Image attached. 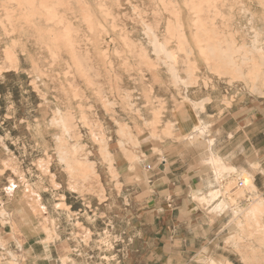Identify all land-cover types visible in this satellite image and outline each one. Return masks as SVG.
<instances>
[{
    "label": "rangeland",
    "instance_id": "1",
    "mask_svg": "<svg viewBox=\"0 0 264 264\" xmlns=\"http://www.w3.org/2000/svg\"><path fill=\"white\" fill-rule=\"evenodd\" d=\"M92 11L107 16L110 24L92 25ZM78 18L82 24L77 26ZM161 31L190 34L197 52L202 45L203 86L215 92L218 82L225 110L245 116L254 112L263 119L264 0H0V229L11 230L8 238L16 244L30 235L39 239L23 233L38 223L45 243L73 245L54 264H130L139 255L126 248L136 244L132 216L151 201L144 195H122L111 150L117 143L130 164H142L139 139L147 134L164 145L191 146L180 155L208 168V188L193 202L205 209L203 219L215 230L207 233L204 226L205 239L186 250L188 263L182 264H264V217L256 225L245 218L252 203L264 199L253 182L258 162L250 163V172L218 157L219 126L214 118L198 114L206 116L203 107L210 99L195 104L180 83L168 90L170 117L186 108L198 114L193 131L184 135L168 120L167 104L154 98L151 85L144 93L137 83L124 89L112 76V61L121 57L122 69L137 70L139 76L154 71L156 65L145 55H132L147 44L149 33ZM116 34L124 47L126 38H132L128 53L118 51L121 42L110 38ZM199 34L213 35L217 47L231 52L230 57L220 53L224 72L216 71ZM11 36L10 43L1 40ZM186 57L194 62L191 50ZM191 67L189 85H196L198 70L194 63ZM243 179L256 191L246 184L236 188ZM142 221L152 229L151 217ZM6 244L0 232L1 258L16 256L9 264H20ZM141 251L144 260L149 257Z\"/></svg>",
    "mask_w": 264,
    "mask_h": 264
},
{
    "label": "crops",
    "instance_id": "2",
    "mask_svg": "<svg viewBox=\"0 0 264 264\" xmlns=\"http://www.w3.org/2000/svg\"><path fill=\"white\" fill-rule=\"evenodd\" d=\"M156 7L157 4L154 3L152 8ZM7 10L9 11V8ZM104 13H106V10H104ZM89 14L92 15L91 23L94 26H97V24H106L108 26L110 24L107 16L100 17V11L97 13L99 15H95L94 11ZM74 23L77 26L80 23L82 24L79 18ZM148 36L150 38H147V44L143 43L142 49L137 48L132 56L136 54L140 56L141 53L149 59L148 62H153L157 68L154 71H145L147 73L139 76L137 70L122 69L124 61L121 57V59L112 61L114 65L112 76L114 77L115 75L116 79L121 83V88L124 89L129 87L130 83L140 84L138 87L141 91L144 90V87L148 88L151 85L156 95L154 98L164 99L167 104L168 120L175 122L184 135L193 131L198 123V114L205 120H207V116L214 118V126L216 128L219 126V135H216L219 143L216 146L215 153L218 154V157L229 159L232 165L250 172H252L250 163L257 160L258 172L253 175V182L256 188L264 194V114L263 119H257L255 114H253L254 112L245 116L238 115V110H225L221 105L222 94L219 93L218 82L215 83L216 81H214V84H217L215 92H212L210 88H204L202 74L206 70L200 65L204 62L200 57L203 47L200 45L199 52L196 49H192L191 45L194 40L190 34H166L161 31L149 33ZM198 37L199 43L205 42V54L214 58L215 62L213 64L217 67L216 71L224 72L221 66L223 54L220 53L223 52L230 57L231 52L217 47L218 44L213 41V35L199 34ZM92 38L97 40V36ZM110 38L121 42L118 47L119 52L127 51L128 53V44L134 43L131 40L132 38H126L124 42L125 49L122 44L121 34L113 35ZM1 40L10 43L13 40V36L6 39L3 37ZM106 41L107 37L104 38V42ZM101 49L104 50V47L102 46ZM99 50L96 48L94 53L98 54ZM180 50H184L185 52L182 53H185V55L181 54ZM190 50L192 51V58H194L192 60L194 62H191V59L186 57L189 55ZM92 56L95 57L96 55L92 54ZM132 56L127 55L130 65L134 63ZM218 58L220 61H218ZM192 63L195 64L198 70V73L194 74V77L198 79L196 85H189ZM226 71L231 70L227 69ZM154 77H157L156 81L153 80ZM206 78H208L207 75ZM145 80H148V82L144 83ZM175 83H180L182 87L186 88L187 94L191 98L196 99L195 104H200L205 99H210L203 107L206 116H204L203 112L196 114L192 109L186 108L180 113H176L174 117H170L173 105L171 101L172 93L168 90L171 87L174 88ZM142 92L144 93L145 91ZM146 115L150 117V111L146 112ZM121 118L128 121L131 119L124 115ZM260 125L262 129H260ZM190 147L173 142L164 145L158 139L148 138L147 134L142 135L138 146L142 164H130L124 158L117 143L114 145V149L111 150L114 166L122 185V195L128 193L127 195L135 198L144 195L151 201L148 208L137 210L136 214L132 216L135 218L132 222L134 224L133 232L135 233L133 242L136 244H126V248H129L131 252L132 250H137L139 255L138 257L134 256L130 260V264L188 263L183 259L187 256L186 250L192 249L194 244H200L205 239H202L201 235V232H204V226L206 225L207 233H214L215 227H211L203 219L206 217L205 209L200 208L193 202V196L202 195L208 188V168L201 165L199 160L190 162L185 160V155H180L188 153L191 150ZM146 165H150V170H146ZM128 187L130 192H128ZM143 217L152 218V229L144 228ZM36 225L33 229L25 227L23 233L38 234L40 235L39 239L30 235L23 244H16L11 238H8L11 230L0 229L3 238L7 241L6 248L11 253L19 256L20 264H54L58 258L66 254L67 246L69 245L71 248L73 245L63 244L62 241L45 243L46 235L38 228V223ZM151 232L154 233L152 236L147 235ZM163 234L166 235L165 238H163ZM187 235L191 237L190 241H187L185 237ZM164 241L166 244L163 243ZM141 250H145L146 254H149V257L145 258V260L143 259L144 256L141 255ZM3 251L4 249L0 247V264H9L12 259L17 260L16 256L14 258H11V256H7L5 259L1 258Z\"/></svg>",
    "mask_w": 264,
    "mask_h": 264
},
{
    "label": "bare ground",
    "instance_id": "3",
    "mask_svg": "<svg viewBox=\"0 0 264 264\" xmlns=\"http://www.w3.org/2000/svg\"><path fill=\"white\" fill-rule=\"evenodd\" d=\"M59 41V40H58ZM60 42V41H59ZM60 44V43H59ZM245 181H248V183H245L244 182V179H243V182L244 184H246V186L248 185V188H252L254 191H256V188L255 186L252 184V182L248 179V180H245ZM235 216V215H234ZM233 217V216H231ZM263 217H264V199L260 197V199L254 201V203H252V205L250 206V208L247 210V213L245 215V218L247 221H253L254 224H261L262 220H263ZM234 219V218H233ZM232 219V220H233ZM249 223V222H248ZM247 223V224H248ZM258 226V225H257ZM263 229H264V226H262ZM261 227V228H262ZM241 230V229H240ZM262 236V235H261ZM262 238V237H261ZM264 239V236L263 238ZM262 245V244H261ZM252 251V250H251ZM215 264V263H213ZM230 264V263H228Z\"/></svg>",
    "mask_w": 264,
    "mask_h": 264
},
{
    "label": "built area",
    "instance_id": "4",
    "mask_svg": "<svg viewBox=\"0 0 264 264\" xmlns=\"http://www.w3.org/2000/svg\"><path fill=\"white\" fill-rule=\"evenodd\" d=\"M145 168H146V170H150L151 167H150V165H146ZM228 179H229V178H226L225 180H222V181H223V182H224V181L227 182ZM226 182H225V183H226ZM243 185H244V182H243L242 180H240V181H238V182L236 183V188H241V187H243ZM234 189H235V187L233 186V189H231L230 191L232 192V191H234Z\"/></svg>",
    "mask_w": 264,
    "mask_h": 264
}]
</instances>
